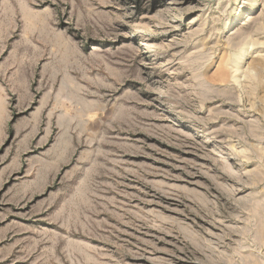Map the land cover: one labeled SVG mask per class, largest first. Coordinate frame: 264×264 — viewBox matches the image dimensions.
I'll use <instances>...</instances> for the list:
<instances>
[{
  "label": "rangeland",
  "instance_id": "obj_1",
  "mask_svg": "<svg viewBox=\"0 0 264 264\" xmlns=\"http://www.w3.org/2000/svg\"><path fill=\"white\" fill-rule=\"evenodd\" d=\"M0 264H264V0H0Z\"/></svg>",
  "mask_w": 264,
  "mask_h": 264
},
{
  "label": "bare ground",
  "instance_id": "obj_2",
  "mask_svg": "<svg viewBox=\"0 0 264 264\" xmlns=\"http://www.w3.org/2000/svg\"><path fill=\"white\" fill-rule=\"evenodd\" d=\"M139 32L138 30H135V33ZM224 148H227V146L224 145Z\"/></svg>",
  "mask_w": 264,
  "mask_h": 264
}]
</instances>
